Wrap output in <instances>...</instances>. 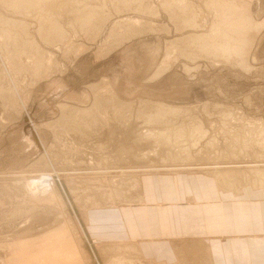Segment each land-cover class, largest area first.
I'll use <instances>...</instances> for the list:
<instances>
[{
  "label": "rangeland",
  "instance_id": "1",
  "mask_svg": "<svg viewBox=\"0 0 264 264\" xmlns=\"http://www.w3.org/2000/svg\"><path fill=\"white\" fill-rule=\"evenodd\" d=\"M12 1L0 0V264H108L123 253L134 260L138 256L129 248L114 245L128 241L117 219L140 191L135 173L203 169L214 176L204 166L264 165L252 152L229 153L239 145L227 147L230 134L222 124L226 110H233L229 119L237 122H231L236 131L242 118L264 121V29L245 68L235 56H214L186 42L212 27L210 0H190L192 8L177 12V18L167 10L173 0H49L40 9L34 4L38 13L32 6L30 12L17 9ZM239 1L264 18V0ZM42 6L49 18L42 19ZM90 10L95 15L84 26ZM194 15L196 28L186 21ZM177 41L197 57L180 55L166 75L152 78L167 43ZM112 96L123 102V116L115 115ZM150 101L189 108L169 123L173 145L159 147L153 138L138 137L147 129ZM200 120L224 141L223 151L210 148L208 133L190 139L176 134L180 127L191 131ZM199 251L188 260L200 264Z\"/></svg>",
  "mask_w": 264,
  "mask_h": 264
},
{
  "label": "bare ground",
  "instance_id": "2",
  "mask_svg": "<svg viewBox=\"0 0 264 264\" xmlns=\"http://www.w3.org/2000/svg\"><path fill=\"white\" fill-rule=\"evenodd\" d=\"M43 1H49V0H13L12 2H14V5H16L17 9L21 8L25 12V10L29 6L33 7L34 4H37L38 6L37 5H35V6L39 7V9H40L39 3L43 2ZM62 1H64V0H61V2ZM173 1H174V3H172V2L171 3L173 4V7H176V9L171 7V6L167 7V8H169L167 10L171 9L170 14L173 17L176 16L177 12H179V15H182V12H184V11L186 12L187 7L188 6L191 7V4H192V2H191L192 0L191 1L190 0H173ZM55 2H56V0H55ZM40 5H42V3ZM208 6L213 10V12H214L213 14L215 17L213 20L214 22L212 24V27L206 33H196L195 35L187 37L186 39H188V40H186V42L190 41L191 45L195 44V45L199 46V47H196V49H201L203 51H207L209 54H212L214 56H218V57H222V56L234 57L235 56L237 58V62L239 63V65H241L245 68L250 67L251 64L248 63V56H249V51H250L249 49H251L252 46L255 45L257 34L262 29H264V18L263 19H257L254 16V14L252 13L251 8H249V6L242 4V2L239 0H210L208 2ZM37 7H33L34 10H35V8L38 10ZM190 7H188V8H190ZM33 8L31 11H34ZM42 8H43V6L41 7V10H42ZM45 9L47 10V8H45ZM37 10H35V11L37 12ZM91 10L88 11L83 16L86 19V21L84 20L82 22V24L84 26H87V25H89V23L92 22L91 19L94 17L95 11H91ZM42 11L43 12H41L42 14H40V15H42V17L43 16L48 17L47 14L45 15L44 9ZM193 11L194 10H192V12ZM196 11H198V10H196ZM27 12H30V10H28ZM48 14H50V13H48ZM188 14H193V13H188ZM198 14H200V13H198ZM24 15H26V13ZM27 15H29V14H27ZM108 15L105 14L104 18L107 19L109 17ZM183 15H185V14H183ZM186 16H187V14H186ZM47 17H45V18H47ZM49 17H50V15H49ZM190 17H191V19H186V21H188L190 23V26H193L194 28H196V26L198 25V22L195 19V15L190 16ZM198 17H199V15H197V19H198ZM170 18H172V17H170ZM175 18H177V17H175ZM200 18H201V15H200ZM42 19H44V17ZM172 19H174V18H172ZM102 20H104V19H102ZM133 21H134V23L136 22L137 24L140 23V22H137L138 20L136 21L133 19ZM51 22H52V20H51ZM117 24H119V23H117ZM139 25H141V24H139ZM200 25H202V24H200ZM40 26H42V25H40ZM51 27H53L56 31L58 30V34L62 39L68 40V39H66L67 38L66 34H68V33L62 28L61 25H59V23L56 24V22L55 23L52 22ZM133 30H134V28H133ZM197 30H199V29H197ZM51 35H54L53 32H51ZM117 38L119 39V37H117ZM128 38H130V37H128ZM118 39L116 40V38H115V41L113 43V44H116V46H117V42L120 41ZM120 39L124 40L123 37ZM178 41H177V43H175V42L167 43L166 51H165L166 57L162 61V64L160 66H158L157 70L152 74V78L158 79V78H162L164 75H166L167 72L170 71V68L173 67L172 65L174 64V62L177 61V59H179L180 55L187 57L189 59L197 57L195 55L194 51H190L187 47H184V45H181L180 42H178ZM68 44H71V43L68 42L64 45L68 46ZM71 45L68 47H72ZM110 46H111V43H110ZM64 48L66 50L65 46H64ZM72 48H74V47H72ZM111 50H112V48H111ZM67 52L69 53V51L66 50V53ZM107 52H108V49H107ZM42 53H43V51H42ZM28 60H26V61L28 62ZM109 98H110L109 102L111 104H113L112 106H113V111H114L115 115L117 117L123 116L122 112L125 110V107H123L124 105H122L123 102L118 104L116 102L117 100H116L115 96H112ZM114 103H116V104H114ZM145 105H147L148 107L153 106V108H150L149 110H146L144 112V115L146 116V119L144 120V125H145V127H147V129H145L141 133H138V135H139L138 137L142 139V137L145 135L146 139H149V137L153 138V140L155 142H158L159 147H160V144H163V143H170L171 142V144L173 145L174 144V141H173L174 132L172 129H170L169 123L171 122V119H173V117H176L179 114H186L187 112H189L190 111L189 108L181 106V105H178V106L169 105L168 103H165V102L155 103L154 101H150L149 104H145ZM79 109H81V108H79ZM226 109H228V108H226ZM75 110H77V109L75 108ZM231 111H233V110H230V111L226 110L224 113L225 118L222 119V124L225 125L226 127H228L227 128L228 130L225 129L224 132H226V130L229 131V132H226L225 135L230 134L229 136H225V138H227V142H228L227 147L234 144V143H237L239 145V148L238 149L237 148H234V149L231 148V151L229 153L234 155V154H238L239 152L240 153L252 152V154H254V155L256 154L255 156L257 157V159L259 161L264 162V121L258 120V119L253 120V121H248V120L246 121L243 118L241 119V117H240V119H241L240 124H241V127L243 130L238 129L239 131H236L237 129L235 130L234 126H232V124H231V122H236V121H231V119H229L230 118L229 116L232 114ZM79 112H81V111H79ZM140 112H142V111L140 110ZM239 115H240V113H239ZM139 116H142L141 113L139 114ZM190 118H194V117L191 116ZM231 118H232V116H231ZM233 119L237 120L236 116H235V118L233 117ZM204 123H205L204 120H200V121H198V123L194 122V124L192 125L193 129L191 131H189L188 129H186L184 127H180L179 130H177L176 134L178 136L179 135L184 136V137L187 136L190 139V138H193L195 133L202 134V135H206L208 133V134H210V136H209L210 148L212 147L215 150L218 149L217 152L220 153L221 151H223L222 146L224 144V141L222 142L221 140H219L217 138V134H214V136H211L212 132H213V130H212L213 128L212 129L210 127L208 128L207 125H205ZM235 124H237V122ZM246 125H248V129H247ZM235 128H237V127H235ZM239 133H242L243 136H240ZM229 137H231V140H232L231 142H229V139H228ZM189 139H188V141H189ZM195 140L197 141V138H195ZM187 144L188 145L185 148V151L186 150L187 151L185 152V154L190 155L192 153L191 151L193 149H192V147H189V146H191L190 141ZM158 145H156V146L158 147ZM202 145L203 144H201V146ZM155 150L157 151V149H155ZM254 152H258L260 154H257ZM242 164H246V165H242ZM204 167L208 170H213V172L215 173L214 178L217 181V184L219 185L220 189L223 191H227L229 193H232L233 195H235V194L240 195V193L243 192L244 189L252 188L254 191L255 190H261L264 193V165L263 166L256 165V163L253 165H249L247 163H237V164H232V165H225L224 167L217 166L215 164L209 165V166H204ZM135 168H136V166H135ZM187 169H189V168L187 167L186 169H181V170H187ZM199 170H201V172L208 173V172L204 171L203 169H199ZM150 171H148V172H150ZM188 171L195 172L198 170H195V171L188 170ZM148 172L143 171L141 173L139 172V173L134 174L135 177L133 178V183H134V186L136 188H138L137 190H140V188H141L140 187L141 186V174L148 173ZM153 172H156L158 174H160V173L169 174L172 171L158 170V171H153ZM175 172H177V171H175ZM180 172H182V171H180ZM180 172H177L176 174H178ZM136 200L138 202H142L143 201L142 194H139L137 196ZM126 238L128 239V241L127 242L125 241V243L123 245L116 243L114 246L117 247L118 250L119 249L121 250L124 247H125V249L129 248V250H131L135 254H137L138 257H136V259L133 260V258H128V256L125 255L126 253L125 254L124 253L123 254H115L112 256V258L114 257L115 260L109 259L110 261L108 260V264H147L146 262H149V264H194V263H192L193 261L190 262L188 260V257H190L191 254L192 255L194 254L192 249L185 250L183 247L181 249H177L176 252H174V255L172 256L174 258L171 261H166L165 259L160 260V259L155 258V257L154 258H145V255H143V247L140 246L138 244V242L130 240V238H128L127 236H126ZM124 240H122L121 242L123 243ZM204 251H207V250H205V248H202V251L198 252L199 258H201L202 253H204ZM140 255H142V256H140ZM142 258H144L145 260H142ZM196 259H197V257H196ZM210 259H212V258H210ZM205 261L208 262L207 256L203 257L200 264H205L206 263Z\"/></svg>",
  "mask_w": 264,
  "mask_h": 264
},
{
  "label": "crops",
  "instance_id": "3",
  "mask_svg": "<svg viewBox=\"0 0 264 264\" xmlns=\"http://www.w3.org/2000/svg\"><path fill=\"white\" fill-rule=\"evenodd\" d=\"M144 174L137 194L143 201L122 207L117 221L121 235L138 242L147 258L172 260L169 251L189 246L205 248L209 264H264L261 190L233 195L201 171Z\"/></svg>",
  "mask_w": 264,
  "mask_h": 264
}]
</instances>
